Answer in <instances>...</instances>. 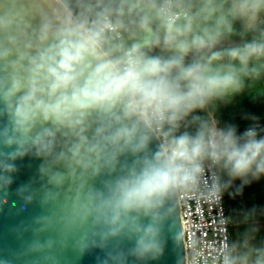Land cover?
<instances>
[{
  "label": "clouds",
  "instance_id": "clouds-1",
  "mask_svg": "<svg viewBox=\"0 0 264 264\" xmlns=\"http://www.w3.org/2000/svg\"><path fill=\"white\" fill-rule=\"evenodd\" d=\"M56 3L0 0V205L16 162L39 158L40 203L50 211L34 219V235L56 236L34 239L29 252L69 237L80 255L128 240L127 253H106L100 264L112 256L115 264L128 256L155 260L164 251L170 197L201 181L206 160L233 179L264 176V135L256 127L238 134L192 115L240 92L244 76L264 74V30L216 49L232 32L231 18L254 23L264 0H232L227 11L204 0L195 14L179 0H119L115 8L79 0L78 13L71 0ZM126 11L142 33L127 45L114 39ZM201 18L214 20L200 27ZM161 46L170 54H149ZM190 116L195 131H179ZM223 187L217 177L211 191L219 197ZM16 193L26 206L37 191L25 185ZM224 264H264V250L229 254Z\"/></svg>",
  "mask_w": 264,
  "mask_h": 264
},
{
  "label": "water",
  "instance_id": "water-1",
  "mask_svg": "<svg viewBox=\"0 0 264 264\" xmlns=\"http://www.w3.org/2000/svg\"><path fill=\"white\" fill-rule=\"evenodd\" d=\"M45 4L50 8L59 7L56 0H45ZM234 44L235 41L223 40L216 45V49H224ZM191 58L192 54L188 59ZM156 143L153 141L150 145L152 150H155ZM42 162L41 159L33 157H25L16 162L18 171L13 174L14 183L10 187L7 203L0 205V261H6L7 264H100L102 260L107 259L106 253H127L132 247V242L122 240L112 241L104 251L97 248L80 255L73 249L70 237L66 241H58L42 253L28 251V245L34 239L44 240L56 236L55 231L34 235V219L45 216L50 211L40 203V190L45 183L39 174ZM25 185H30L37 191L34 201L26 206L24 200L16 193L17 188ZM163 239L164 251L157 259L138 260L128 256L127 264H186L184 234L176 192L168 201ZM117 260L118 257L112 256L108 259V264H115Z\"/></svg>",
  "mask_w": 264,
  "mask_h": 264
},
{
  "label": "built area",
  "instance_id": "built-area-1",
  "mask_svg": "<svg viewBox=\"0 0 264 264\" xmlns=\"http://www.w3.org/2000/svg\"><path fill=\"white\" fill-rule=\"evenodd\" d=\"M179 3L184 6L181 0ZM96 5L103 6L102 0H96ZM115 35L121 39L120 29ZM254 127L260 133L263 130L261 123ZM204 167L205 175L199 183L176 191L184 234L186 264H224L226 256L234 255L232 221L227 214L228 206L222 191L219 197L211 191L213 181L217 177L220 183L222 180L218 164L206 160Z\"/></svg>",
  "mask_w": 264,
  "mask_h": 264
},
{
  "label": "rangeland",
  "instance_id": "rangeland-1",
  "mask_svg": "<svg viewBox=\"0 0 264 264\" xmlns=\"http://www.w3.org/2000/svg\"><path fill=\"white\" fill-rule=\"evenodd\" d=\"M185 7L190 6V12L195 14L200 11L204 0H181ZM215 3L223 5V10L227 11L229 6L232 4V0H215ZM245 20V27L247 31L255 30L257 28H262L264 30V12L260 13L256 21L253 23L247 17H243ZM214 20V18H213ZM213 20L204 21L202 18L198 20V24L200 27L207 25H211ZM183 20L178 22V24H182ZM153 27H156L154 24ZM233 27V25H232ZM142 36V33L138 31V29L130 34V36L126 39L127 44H131L134 40L139 39ZM229 41V40H228ZM241 45L240 42L235 41V44L231 47ZM227 47V48H231ZM224 48V49H227ZM222 63L227 64L229 61L225 58ZM236 63L237 66L238 62ZM232 96H226L224 98L214 100L215 111L217 115H211L210 123H215L220 128H226L227 126H232L234 124H239L244 129L248 127H253L257 121V112L252 111L248 112L245 110L243 113V119L238 120V116L240 115L239 110L245 108L247 106V96L238 97L235 94H231ZM220 102V106L219 103ZM255 109L254 110H262L264 108V88L257 97L255 96L254 102ZM261 108V109H260ZM259 136V134H258ZM218 172L221 174L222 179L227 182H235L240 181V184L244 185V188L247 189V194L245 195L244 201L249 202L248 209L250 208V215L245 217V220H259V223L262 224V219L264 216V176H260L258 178H254L252 176L246 178H231L228 176L227 171L223 168L222 164H218ZM247 209V211H248ZM250 223H243L240 226H237L236 240L240 242L241 246L238 248L236 256H240L243 253H248L249 255H255L257 251L264 250V235L263 231L257 229L256 227H248ZM250 226V225H249ZM250 238V239H249ZM261 238L263 240H261ZM257 239L258 242L252 243V240ZM251 240V242H250Z\"/></svg>",
  "mask_w": 264,
  "mask_h": 264
},
{
  "label": "trees",
  "instance_id": "trees-1",
  "mask_svg": "<svg viewBox=\"0 0 264 264\" xmlns=\"http://www.w3.org/2000/svg\"><path fill=\"white\" fill-rule=\"evenodd\" d=\"M84 2L91 3L93 5H96V0H84ZM103 5H108L109 3H112V6L115 8L119 4V0H102ZM79 0H71V6L73 9L74 13H78L80 11V8L78 7ZM230 7V6H229ZM113 19H116V16L114 14ZM124 24V27L120 29V32L122 34L121 39H118L116 35L114 36V39L116 42H120L121 40L127 45L126 39L130 36V34L134 31L137 30L136 27V15L133 13L131 15L127 14V11L125 15L121 18ZM231 24L233 25L232 27V32L231 33H226L225 35L222 36L220 41L223 40H229V41H238L240 44H243L245 41L251 40L254 36L258 35L259 32L262 30V28H257L255 30L247 31L245 27V20L241 16H237L235 18H231ZM154 29L156 27H153ZM150 55H162L166 56L169 55L170 53L168 52L167 49L161 47H155L149 51ZM253 63L258 64L261 62L253 61ZM238 67V66H237ZM244 87L243 89L238 92L234 93L235 96L238 97H244L247 96V106L245 108H242L239 110L240 115L238 116V120L243 119V113L246 111L252 113L257 112V123H261L263 125V130L262 132L264 133V108L262 110H254V102H255V96L257 94L261 95V92L264 88V74L259 79L252 78L249 76H244ZM232 95H229L231 97ZM219 106L220 102L218 101ZM261 109V108H260ZM193 116H200L210 122L211 120V115H217L215 111V106H214V101H212L205 110L200 111L197 110V112L192 114ZM254 125V126H255ZM232 126H235L237 128L238 134H243L244 128L241 127L239 124H234ZM196 129V125L192 122L191 116L188 117L184 122L181 124V128L179 131H189V132H194ZM261 132V133H262ZM258 132V134H261ZM222 185H226V187H223L222 193L224 195V198L226 200L227 206H228V211L227 214L231 218L232 221V227H231V233H232V244H233V250H234V255L236 256L238 248L241 246L240 242L236 240V231H237V226H240V224L243 223H250L248 227H256L257 229H260V231H263L264 235V219H262V224L259 223V220H245V217L250 215L249 211L251 206H249V202H245L244 198L245 195L247 194V189L244 188L243 184H240V181H235V182H227L225 180H221ZM248 206L250 207L248 209ZM248 209V211H247ZM264 218V216H263ZM252 228V227H251ZM250 239V238H249ZM252 240V239H251ZM250 240V242H251ZM261 240H263L261 238ZM258 242L257 239L252 240V243Z\"/></svg>",
  "mask_w": 264,
  "mask_h": 264
}]
</instances>
